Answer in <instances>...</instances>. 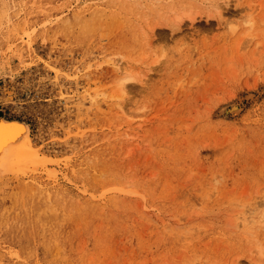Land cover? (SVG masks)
<instances>
[{"label": "rangeland", "instance_id": "obj_1", "mask_svg": "<svg viewBox=\"0 0 264 264\" xmlns=\"http://www.w3.org/2000/svg\"><path fill=\"white\" fill-rule=\"evenodd\" d=\"M221 8L0 0V116L57 163L0 176V264H264V0Z\"/></svg>", "mask_w": 264, "mask_h": 264}, {"label": "bare ground", "instance_id": "obj_2", "mask_svg": "<svg viewBox=\"0 0 264 264\" xmlns=\"http://www.w3.org/2000/svg\"><path fill=\"white\" fill-rule=\"evenodd\" d=\"M179 20H181V17L177 18V21ZM120 64L116 63V67L119 69L123 68L121 67L122 64L121 66ZM14 69H17L16 66ZM128 79L132 80L134 76L129 73L124 75L123 81H121L122 88H124L125 81ZM241 106V102H235L232 106H224L225 108L222 111L238 113ZM0 125H3V127H0V176L13 172H16L17 175L22 172L27 173V167L30 169L29 166H32L31 170H33L40 165L48 168L54 167V171L52 169L50 171H56L55 166L57 163L51 159V155L42 152L34 144L30 125L26 120L9 119L0 116Z\"/></svg>", "mask_w": 264, "mask_h": 264}, {"label": "clouds", "instance_id": "obj_3", "mask_svg": "<svg viewBox=\"0 0 264 264\" xmlns=\"http://www.w3.org/2000/svg\"><path fill=\"white\" fill-rule=\"evenodd\" d=\"M216 3L223 6V8L220 10V18H218L217 21L226 25V30L229 35L242 33L245 38H254L257 26V18L254 14L243 16L235 21H229L224 17L223 11L229 7L231 0H216Z\"/></svg>", "mask_w": 264, "mask_h": 264}, {"label": "snow or ice", "instance_id": "obj_4", "mask_svg": "<svg viewBox=\"0 0 264 264\" xmlns=\"http://www.w3.org/2000/svg\"><path fill=\"white\" fill-rule=\"evenodd\" d=\"M0 127H3V125H0Z\"/></svg>", "mask_w": 264, "mask_h": 264}]
</instances>
